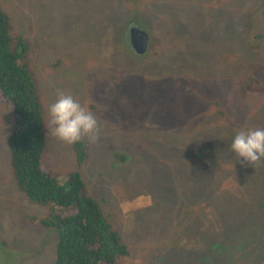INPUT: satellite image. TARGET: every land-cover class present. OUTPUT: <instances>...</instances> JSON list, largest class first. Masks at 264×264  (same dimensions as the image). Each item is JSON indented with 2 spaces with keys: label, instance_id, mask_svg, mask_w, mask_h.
<instances>
[{
  "label": "rangeland",
  "instance_id": "1",
  "mask_svg": "<svg viewBox=\"0 0 264 264\" xmlns=\"http://www.w3.org/2000/svg\"><path fill=\"white\" fill-rule=\"evenodd\" d=\"M0 9L43 106L41 167L58 185L80 173L129 250L114 264H264V162L229 150L235 133L264 127L255 51L264 0H0ZM130 24L149 36L142 56L129 47ZM60 93L96 115L94 142L50 134ZM13 127L0 100V264H53L57 234L39 226L48 210L13 180ZM55 213L72 216L75 205Z\"/></svg>",
  "mask_w": 264,
  "mask_h": 264
},
{
  "label": "trees",
  "instance_id": "2",
  "mask_svg": "<svg viewBox=\"0 0 264 264\" xmlns=\"http://www.w3.org/2000/svg\"><path fill=\"white\" fill-rule=\"evenodd\" d=\"M12 31L8 15L0 9V100L14 117V127L6 139L14 183L30 202L48 210L39 226L57 234L53 264H114L118 257L128 256L129 250L100 206L85 194L80 173L68 174L58 185L41 167L45 148L43 106L24 59L26 47L13 38ZM84 157L80 156L79 164ZM72 204V216L55 213ZM186 252L192 251H182ZM187 255L181 257L185 260Z\"/></svg>",
  "mask_w": 264,
  "mask_h": 264
},
{
  "label": "clouds",
  "instance_id": "3",
  "mask_svg": "<svg viewBox=\"0 0 264 264\" xmlns=\"http://www.w3.org/2000/svg\"><path fill=\"white\" fill-rule=\"evenodd\" d=\"M47 114L50 134L63 143L71 145L85 137L94 142L98 138L99 122L96 115L84 108L71 94L60 93L49 104ZM229 150L243 164L255 167L264 162V127L235 133Z\"/></svg>",
  "mask_w": 264,
  "mask_h": 264
},
{
  "label": "water",
  "instance_id": "4",
  "mask_svg": "<svg viewBox=\"0 0 264 264\" xmlns=\"http://www.w3.org/2000/svg\"><path fill=\"white\" fill-rule=\"evenodd\" d=\"M148 42V34L132 24L128 31V44L132 52L138 56L144 55L147 52Z\"/></svg>",
  "mask_w": 264,
  "mask_h": 264
},
{
  "label": "flooded vegetation",
  "instance_id": "5",
  "mask_svg": "<svg viewBox=\"0 0 264 264\" xmlns=\"http://www.w3.org/2000/svg\"><path fill=\"white\" fill-rule=\"evenodd\" d=\"M261 24H263V23L262 22L255 23V32H256L255 33L256 34L255 35V40H258V41H261L262 39H264V30L260 29L261 27L259 26ZM130 26H131V24L129 25V28H130ZM257 26H258V28H257ZM128 31H129V29H128ZM236 33H238V30H236ZM236 39H238V38H236ZM255 48H256V46H255ZM256 50L264 51V47L255 49V51ZM242 53H243V44H242V47H240V49L237 47V55L238 54L239 55L236 56V57L241 58L242 57V55H241ZM239 66H241V65H239ZM255 87H257L256 84H255Z\"/></svg>",
  "mask_w": 264,
  "mask_h": 264
}]
</instances>
